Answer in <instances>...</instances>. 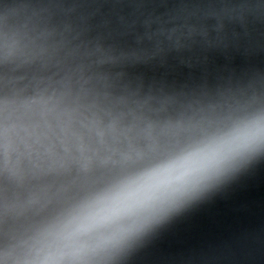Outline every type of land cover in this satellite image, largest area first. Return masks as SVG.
Masks as SVG:
<instances>
[{"label":"clouds","instance_id":"9594fccd","mask_svg":"<svg viewBox=\"0 0 264 264\" xmlns=\"http://www.w3.org/2000/svg\"><path fill=\"white\" fill-rule=\"evenodd\" d=\"M90 7L0 0V264H135L264 167V72L132 71L184 63L207 20L219 33L264 3L181 2L133 21L134 45L92 25Z\"/></svg>","mask_w":264,"mask_h":264},{"label":"water","instance_id":"95a60500","mask_svg":"<svg viewBox=\"0 0 264 264\" xmlns=\"http://www.w3.org/2000/svg\"><path fill=\"white\" fill-rule=\"evenodd\" d=\"M90 4V23L112 32L121 44L134 45L123 35L133 21L147 14L164 15L175 5L193 0H73ZM264 3V0H258ZM209 42L192 53L184 63L170 59L163 66H139L136 75L155 76L181 82L214 80L241 75L249 70L264 72V16L249 17L244 24H228L217 33L216 21H206ZM142 31V29H140ZM207 254L205 264H264V167L238 186L227 199L195 216L164 236L135 264H180L174 257L191 250Z\"/></svg>","mask_w":264,"mask_h":264}]
</instances>
